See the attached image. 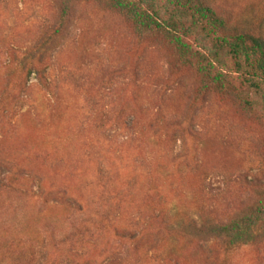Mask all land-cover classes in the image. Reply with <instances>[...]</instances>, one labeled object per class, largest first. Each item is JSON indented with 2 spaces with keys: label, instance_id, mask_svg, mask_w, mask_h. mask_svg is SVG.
<instances>
[{
  "label": "rangeland",
  "instance_id": "374dc122",
  "mask_svg": "<svg viewBox=\"0 0 264 264\" xmlns=\"http://www.w3.org/2000/svg\"><path fill=\"white\" fill-rule=\"evenodd\" d=\"M201 1L264 40V0ZM63 2L0 0V264H264V222L212 233L264 204V83L203 79L99 0L58 32Z\"/></svg>",
  "mask_w": 264,
  "mask_h": 264
},
{
  "label": "trees",
  "instance_id": "16d2710c",
  "mask_svg": "<svg viewBox=\"0 0 264 264\" xmlns=\"http://www.w3.org/2000/svg\"><path fill=\"white\" fill-rule=\"evenodd\" d=\"M99 1L130 21L136 33H152L163 37L176 49L185 64L195 68L200 77L213 84L223 85L226 80V76L217 70L218 67L226 66L224 58H231L238 72L248 68L247 82L252 87L259 89L260 83H264V40L245 33L228 34L224 19L201 0ZM70 6L71 0H64L58 32L69 24ZM186 23L192 32L201 33L206 39L214 41V49L207 54L197 53L194 62L188 59L191 49L180 35ZM263 222L264 204L260 200L243 214L217 225L212 233L229 239L231 245L237 246L247 242L252 232L258 230Z\"/></svg>",
  "mask_w": 264,
  "mask_h": 264
}]
</instances>
